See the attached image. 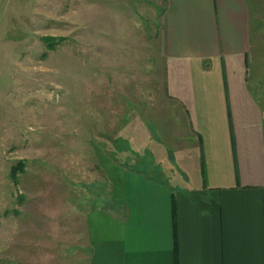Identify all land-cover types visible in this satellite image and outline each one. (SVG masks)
<instances>
[{"label": "rangeland", "instance_id": "obj_1", "mask_svg": "<svg viewBox=\"0 0 264 264\" xmlns=\"http://www.w3.org/2000/svg\"><path fill=\"white\" fill-rule=\"evenodd\" d=\"M163 4L0 0V264H74L81 211L107 207L99 149L158 151Z\"/></svg>", "mask_w": 264, "mask_h": 264}, {"label": "crops", "instance_id": "obj_2", "mask_svg": "<svg viewBox=\"0 0 264 264\" xmlns=\"http://www.w3.org/2000/svg\"><path fill=\"white\" fill-rule=\"evenodd\" d=\"M159 21L175 119L154 155L99 149L107 207L81 211L74 264H174V238L176 264H264V0H164Z\"/></svg>", "mask_w": 264, "mask_h": 264}, {"label": "trees", "instance_id": "obj_3", "mask_svg": "<svg viewBox=\"0 0 264 264\" xmlns=\"http://www.w3.org/2000/svg\"><path fill=\"white\" fill-rule=\"evenodd\" d=\"M46 37H47L46 38L47 39L46 41L49 44L51 43V40L52 39H55L54 38L55 36H48V35H46ZM62 38L63 37H60V38L58 37L57 39L58 40H62ZM23 166H24L23 161L22 160H18V162L11 167V170H10L11 177L16 178L17 173L19 171H22ZM171 204H172V208H171V222H172V225H174L175 211H174V207H173V202ZM175 250H176V242H175V238H174V241H173V259H174L173 261H174V264H176Z\"/></svg>", "mask_w": 264, "mask_h": 264}]
</instances>
